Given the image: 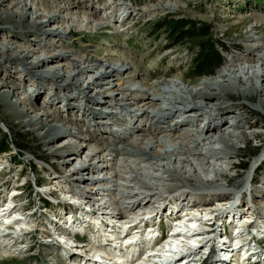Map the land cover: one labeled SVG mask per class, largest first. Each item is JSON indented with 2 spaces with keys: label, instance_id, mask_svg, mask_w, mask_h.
Here are the masks:
<instances>
[{
  "label": "rangeland",
  "instance_id": "1",
  "mask_svg": "<svg viewBox=\"0 0 264 264\" xmlns=\"http://www.w3.org/2000/svg\"><path fill=\"white\" fill-rule=\"evenodd\" d=\"M74 1L77 6L72 5ZM74 1L0 0V16L5 19L0 22V52L6 51L9 46V53L20 58L17 62H11L6 59L7 56H3V52L0 53V146L8 147L6 152L0 154V180L11 181L0 205L5 196L11 198L15 195V187L24 185L23 189L17 190L16 198L18 209H22L21 212L28 210L26 215L29 218L23 226L28 229L33 224L29 230L33 231L36 227L40 231L28 230L30 236H24V241L19 243H13L6 237L11 256H0V264H81V258H73L76 251L68 250L66 257L69 259H64L59 248L48 244L53 238L45 236L46 232L43 231L48 230L49 226H57V223L50 220L45 225L44 221L49 218L43 212L32 214L41 205L40 198H47V194L35 189L38 181L44 184L40 188L42 192L56 190L54 193L57 197H48L53 201L50 207L52 212L47 210L52 214V219L55 218L54 213L62 214L60 209H54L55 203L60 201H77L87 209H96L94 213H86V220L70 225L71 230L79 228L82 231L84 228L92 232L87 243L90 247L81 256H86L87 261L93 260L91 250L99 243V236L105 228L125 233L124 226L132 224L131 217L134 216L120 219L114 217L113 213L130 212L138 202H142L143 209H137L141 216L135 221H141V224L136 225L133 221L136 226L131 228V235L127 231L128 236L141 233L146 237L148 230L141 229L144 222L151 226L149 231H152L155 228L153 225L160 221L162 228H169L180 216L189 213L195 215L190 211L191 203H188L192 199H200L205 193L217 196L228 194L222 198L228 201L227 204L213 201L209 205H213V209L197 211V219L201 218L202 221L195 225L210 230L206 232L209 238L222 236L225 228L229 235V231L237 227L236 224L250 221H254V224L243 229L237 227V232H242L245 238H249L252 231L257 232L256 237L264 235V210H258L254 204L257 200L264 204V106L261 105L264 103V92H261L264 90V0ZM53 17L56 19L48 22ZM164 21L168 27L156 32L157 26ZM179 21L185 22L187 27L191 26L187 22H192L196 29L201 27L209 34L203 35L198 31L192 39L169 47L173 43V35L168 31L172 25L182 24ZM32 22H36L40 32L22 29ZM53 32L56 34H51ZM206 39L223 46V64L212 75L197 78L192 70L194 52L197 51L195 46ZM29 50L32 51L30 54ZM31 64L39 68L33 70ZM31 70H44L48 79L44 81L38 74L29 75ZM106 73L112 75L104 76ZM58 74L62 76L59 80ZM75 76L76 80L72 82ZM223 77L230 82H223ZM71 83L72 89L57 94V89ZM217 83L225 85L231 94H239V98L234 97V102H224L225 107L232 109V114L224 118L227 124L223 129L230 136L218 132L207 141L203 133L207 120L197 127L196 118L190 116V119H185L182 112L175 114L181 117L178 121H171L170 118L159 123L164 112L191 105L186 101L180 102V99L191 98L203 90L205 84ZM79 95L78 102L72 105ZM83 96H89L101 105V110H97L98 119L87 113L84 106L80 107L84 103ZM151 101H154V105L148 104ZM13 104L27 116L22 119L13 117L14 110L9 107ZM31 104L35 109H31ZM239 105H244V111L237 109ZM145 109L147 113L142 115ZM196 110L197 113L218 116L212 104ZM48 113L61 116L50 122V126L58 124L63 132L71 128L79 138L64 136L48 145L52 137L42 139L43 129L27 125L29 120L38 122ZM246 121L258 122V125L249 128ZM239 122L241 125L236 126ZM255 133H259L260 137H254ZM87 134L95 136L89 147L84 146L83 141ZM244 135L248 137L247 143L243 141ZM221 137L228 138L226 143L218 141ZM125 138L138 145L142 143L144 148H150L152 144V152L182 154L177 159L151 161L139 152H124L123 147L127 144ZM70 140L76 142L75 166L91 165L95 169L94 178L98 186L108 191L95 195L91 185L93 173H84L85 183L89 185L79 188L76 182L74 184L72 167H65L63 175H57L52 170L50 165L57 162L53 152L62 149ZM109 140L112 141L108 150L102 149L101 143ZM15 145L24 150H17ZM188 150H192L193 154H184ZM251 150L256 152L255 156L250 154ZM257 160L258 165H254ZM241 164L247 165L245 171L240 169ZM253 165L255 168L251 179L254 181L251 185L248 171ZM145 185L149 187L142 188ZM72 189L89 192L96 197L95 202L86 204L83 196L71 193ZM130 192H134L135 198L129 195ZM147 195L152 196L150 202L149 199L144 200ZM174 198L179 201L175 202ZM100 205L104 208L99 211ZM175 208L179 211H175ZM226 208L227 212L222 210ZM171 211H174L173 215L169 214ZM150 212L154 213L152 217L147 216ZM206 212H213L212 218L216 219L206 220ZM68 218L70 220L71 216ZM103 220L108 221L109 225L100 229L97 225L101 222L105 224ZM91 222L95 223L96 228H92ZM155 230L151 235L156 234ZM215 241L217 239L211 241L210 245ZM107 242H110V246L114 245L111 241ZM144 242L140 240L142 246L139 249L143 251L146 248ZM77 243H80L78 246L84 245ZM218 243L216 247L223 246L226 252H230L226 250L231 247L230 244ZM258 243L264 248L262 240ZM28 244L33 245L31 251L26 250ZM65 245L72 247V242L69 240ZM110 246L103 249L111 253ZM3 248V242H0V252L5 251L6 247ZM98 248L101 249L99 245ZM105 251L101 254L104 255ZM203 251H206L205 248ZM203 251L194 254V259L201 262ZM119 255L122 256V253ZM262 258L256 264H264ZM135 263L147 264V261ZM204 264H215L214 259L208 258ZM229 264L247 263H237L236 256Z\"/></svg>",
  "mask_w": 264,
  "mask_h": 264
},
{
  "label": "bare ground",
  "instance_id": "2",
  "mask_svg": "<svg viewBox=\"0 0 264 264\" xmlns=\"http://www.w3.org/2000/svg\"><path fill=\"white\" fill-rule=\"evenodd\" d=\"M72 1H74V0H72ZM72 5L73 6H77V3L74 1L72 3ZM17 15H18V13H17ZM18 16H20V14ZM55 17L50 18L48 22H51L52 20L56 19ZM4 21H5V19H3L0 16V22H4ZM29 25L30 26H23L22 29L24 31L32 30V31H35V32H40L41 29L36 24V22H32ZM51 34H56V32H53ZM10 50H11L10 47L7 46L6 47V51H4V52L1 51V52H3V56H7V58H6L7 60H9L11 62H17V61H19L20 58L19 57H15L11 53H9ZM31 52L32 51L29 50V54ZM36 68L38 69L39 67L36 66V65H34V64H31V69L34 70ZM33 70H31V73H29V75H32V74H35L36 75V74H38L39 77L41 79H43L44 81H46L48 79V76L45 74V72H43L44 70H37V71H33ZM114 73L115 72H112V74H114ZM107 74H111V73H106L104 76H106ZM54 77H56V76H54ZM183 77H184V80H186V76L184 75ZM60 78H62V76H60L58 74L57 79L59 80ZM223 78H225V80H226V81L224 80L223 82H227V83L230 82V80H228V78H226V77H223ZM74 80H76V76L72 79V82H74ZM72 88H73V85L71 83V84L65 86L63 89H59V90L57 89V94L64 93L65 91H68V90H70ZM13 89L15 90L16 87H13ZM39 89L43 90L44 87H39ZM256 92H258V91H256ZM261 92H264V90H261ZM234 97L235 98H239V94L238 93H236L235 95L231 94L229 92V89L225 85H223L221 83H217L215 85L205 84L204 85V89L201 90V91H199L195 95L191 96V98H182V99H180V102H185L186 101V102H188V103L191 104L190 106L185 105V107L183 109H178L176 111L169 110V111L164 112L162 114V116L160 117V119H159V123H164V122H166L170 118H171V121H173V120H177L178 121V119L181 118V117H180V115L179 116H176L175 114L178 113V112H182L181 115L184 116L185 119H190L188 117L194 116L196 118V121H197L196 122V126L197 127H199L198 126L199 123H202V121L207 120V125H204V127H203V133L207 137V138H205V140L210 141V139L213 138V135H215L218 132L223 133V135H229L230 136V133L229 134H226L225 132H223V129H224V126H226V124H227L226 121L224 120V118H226L227 116H230L232 114V111H231L232 109H229L228 107H225L224 106V102H225V100L226 101L234 102V99H235ZM79 99H80V95L77 97V99L74 101V103L72 105H74L75 103H77ZM83 100H84V103H81L80 102L81 103L80 104V107L84 106L85 109H87V113H90V115L94 119H98L97 110H101V105H98L96 103V101L93 98H90L89 96H83L82 97V101ZM153 102L154 101H151L148 104L154 105ZM145 103H147V102H145ZM210 104L214 105V110H215V112L217 113L218 116H214L212 114L205 115L204 113H199V112L197 113L196 112L197 111L196 109L200 108L201 106H207V105H210ZM53 105H55V103H53ZM261 105L264 106V103H262ZM9 107L12 110H14V112L12 114L13 117H17L19 119H22V118H25L27 116L24 112L20 111L16 107V104L10 105ZM31 109H35V106L33 104H31ZM237 109L240 110V111H242V110L244 111L245 107H244V105H239V106H237ZM194 110H196V111H194ZM146 113H147V109H145L142 112V115H144ZM60 117L61 116L59 114H57V113H54V114H49L48 113L47 117L41 118V120L38 121V122H35L32 119L29 120V122L27 123V125L30 126V127H32V128L35 127V126H39L41 129H43L44 134L42 136V139L43 138L52 137L51 138V141L49 143H47L48 145H52L56 140H58L59 138L64 137V136H69V137H72V138H79L78 134L75 131H72L71 128L70 129H67L65 132H63L62 131V127L61 126H57L58 124L55 125V126H53V127L50 126V122H54L55 120H58ZM50 120H52V121H50ZM97 124L100 125V122H97ZM245 124L249 128H255V127H257L258 122L251 123V122L246 121ZM238 125H241V123L239 122V123L236 124V126H238ZM186 132L189 133V131H186ZM253 136L254 137H260V134L259 133H255ZM94 140H95V136L90 135V134H87L83 138L84 146L89 147L91 145L90 142H92ZM125 140H127V139L125 138ZM227 140H228V138L221 137L218 141L226 143ZM111 141L112 140L105 141V142L101 143V145L103 147L102 149L108 150V145L110 144ZM243 141H244V143H247L248 142V137L244 135L243 136ZM126 142H127V144L123 147V151L124 152H126V151L127 152H139L143 157H145V158H147L148 160H151V161L152 160H156V159H157V161H160V160H162L164 158H167V159L169 158L171 160L173 157L175 159H177V158H180V156L182 154V153L175 154L176 152L173 155H170L168 153L160 154L157 151H153L152 152V150H154V146H152V144H151V147L150 148H149V146H148V148H144L141 145L142 143H140L138 145L134 141L133 142H130V141L128 142V140H127ZM156 143H158V141H156ZM75 145H76V142L73 141V140H70L66 145H64V147L62 149H60L57 152H53V155L57 159V162L50 165L52 167V170L57 175H63L65 173V167H67V166L72 167V172H73L72 175L74 176V179H75L74 184L76 182V184H77V186L79 188H82L84 186L86 187L87 185H89L88 183H85L86 182V177H85L84 173H87V174L88 173H91V174L93 173V175H92L93 178H92V184L91 185L93 187L92 188V191L94 192V190H95V195H100L101 192L108 191V189L107 190H104L103 188H101V186H98V184H97L98 181L94 178V176H96V174H94L95 173V169H93L91 165H85V166H79V167L75 166V163H76V159L74 157V155L76 154ZM129 147L130 148L132 147L130 149V151H129ZM65 154H67V158L65 157ZM184 154H193V151L192 150L191 151L188 150ZM102 155H104V154H102ZM261 157H259L258 160H260ZM99 158H100V156H99ZM188 158H191V157L189 156ZM97 175H100V174L98 173ZM69 184H72L73 185L72 181H69ZM189 184L192 185L190 181H189ZM10 185H11V181L3 182L2 180H0V200L3 199L4 192H6V190L8 188H10ZM23 186H21V187H23ZM21 187H15L14 188L16 190V192H14L15 195H17L16 193H17V190H19L18 188H21ZM145 187L147 188L149 186L148 185H145L142 188H145ZM64 189L67 190L66 188H64ZM71 193L77 194L79 196L80 195L83 196L84 197L83 201H85L86 204L95 202L94 200H95L96 197H93L92 195H90L89 192L88 193H82V192H77L75 189H72L71 190ZM133 194H134V192H130L129 193L130 196H133L135 198V196ZM227 196H228V194H220V195L217 196V195H212V194L205 193V194H203L201 196L200 199L195 198V199L190 200L189 203H188V204L191 203L189 205L190 207H192L190 211L194 212L195 215H193L192 213L186 214L185 215L186 217H191L190 215H193L191 217L192 220H187V222L184 221V220H182V221H180V223L182 224V226L176 225L174 228L178 232L179 231H181L182 233L187 232V234H191L196 229H198V232H197L198 234L196 233L193 237H192V235H191V237H189V236L181 235L180 233H178V235L177 236H173V238H171L172 239L171 242L167 244V246L170 248L169 251H166L165 248L163 247V245L159 246L160 248H154L153 247V242L154 241H153V238H151V237L154 234L151 235V233L152 232L154 233V230H152V231H146L147 234H148L146 237H144L143 235H141V233H138V234H134L132 236H128L127 238H122L123 235L125 234L123 231L117 230V232H113V231L109 230L108 228H105L103 230V232L101 233V235L99 236L100 237V240H99V243L97 244V245H99L101 247V249L100 248L97 249V245H96V247L91 250L93 252V254L95 253L94 255L92 254V256H91V258L93 260H95V262L93 260H89V261L85 260V257L86 256L84 258H82V259L85 260V263L86 264H109V262H111V261H116L119 264H124V263L126 264L127 262H130L129 264H136L135 262H138V261L139 262L142 261L143 263L144 262L146 263V261H147V264H164L163 261L165 259L168 261V263L177 264L178 261L173 262V260H174V258L176 256H178V254H180L182 252H185V251H187L190 248L192 249V247H195L197 243L202 244L200 242V240L204 239L206 236H208L207 238H209V236H210V235H207V233L205 232L206 231L204 229L205 227L204 228H199V227L197 228V226L195 225V224L198 223V221H202L201 218H200L201 220L200 219H197V216H198L197 211H199L200 209L201 210H206L207 208L208 209H213V207H212L213 205L212 206H209L210 203L213 202V201H218L219 200V202H223V203L225 202L227 204L228 201L226 202V200L224 201L222 199V198L227 197ZM255 197H257V196H255ZM134 198H131V199H134ZM7 199H8V197L5 196L4 201L7 200ZM13 199L15 200L16 197H14ZM146 199H149V202H150L151 199H152V196L150 197V195H147L144 200H146ZM174 201L175 202H178L179 200L178 199L175 200V198H174ZM263 201H264V198H263ZM223 203L221 205H223ZM104 204H106V203H104ZM254 204L258 206V208H257L258 210H262V209L264 210V204H263V202L257 200L256 202H254ZM18 205L19 204H17L16 208H18ZM141 207H142V202H138L137 204H135V205L132 206V208L130 209V212H127L128 214L126 212H120V213L114 212L113 215H114V217L117 216L120 219H126V218H129L131 216H134V217H131L132 224H129V225L124 226V228L126 229L129 226H133L134 225L133 224V221H135V220H137V219L140 218L141 215H138L139 212H138L137 209L138 208L140 209ZM103 208H104V206L101 208V205H100L98 210L99 211L100 210H103ZM141 209H143V208H141ZM227 209L228 208L222 209V210H224V211L227 212L228 211ZM3 210H4L3 212H6L5 209H3ZM177 210L178 209L175 208V211H177ZM219 210H216V211H219ZM93 211L96 212V209H94ZM184 211H186V209ZM20 212L21 211L15 212L14 215H16L17 213L19 214ZM105 212L106 211H103L104 214H106ZM153 212H155V213L158 214L157 211H153ZM153 212H150L149 215H147V216L152 217V215L154 214ZM173 212L171 211L170 213L172 214ZM206 213H207V215H205L204 217L207 218V216H208V218L206 220H210V218H212V216H213V212H206ZM143 214H145V213H143ZM200 215H201V213H200ZM71 216H75V214L74 213H71ZM28 218L29 217L27 215L26 219L28 220ZM213 218H212V220H213ZM214 219H216V218H214ZM82 220H86V218L83 217L81 219V221ZM69 221L70 222L72 221V217L70 218ZM194 222H196V223H194ZM246 223L249 224V222H246ZM246 223L245 224H242V223L237 224V227H239L238 229H243L244 227L246 228L247 225H248ZM15 224H17L16 227H17L18 231H14L15 232L14 238L17 237V235L20 234V233L21 234H23L24 232L27 233L28 230H29V228L31 229L34 226L33 224L32 225L30 224L28 226L29 228L27 229L26 227L23 226V224H25V222L18 223V221H17ZM135 224L136 225L141 224V221L139 223H137V221H135ZM146 224H147V222H146ZM97 226H98V228L103 229L104 228L103 226H105V224L101 222V224L98 223ZM4 228H5V225L4 224H0V242H3L4 248L6 247V249H5L4 252H0V256H5L6 257V256H11L10 255V252H9V249H11V248L9 247L10 244L8 243V241H6L7 239H6L5 235H2V233H3L2 230ZM49 228H50V226H49ZM56 228H57V226H56ZM60 229L61 228H57V230L59 232L63 233L62 235H67V231H64L63 229L60 230ZM69 229H71L70 226H69ZM107 229L109 230L108 231L109 233L106 232ZM43 232H46L44 234L56 235L55 234L56 231L54 232L52 230H46L45 229ZM128 232H129V235H131L132 234V229H130ZM199 232H201V233H199ZM202 236H203V238H201ZM245 236L242 235V232H240L238 235L235 236V238H234L235 240L233 241V246H235L236 248H233V251H239L240 248H237V247H240L241 244L244 243V241L248 239V238H245ZM69 240H71V239L69 238ZM107 240L113 242L114 245L110 246L109 244H106ZM140 240H145V242L143 243V245L146 247L144 249V251L142 250V248H141V250L139 249L142 246L141 243H140ZM47 241H49V240H47ZM14 242H17V239L14 240ZM192 243L193 244L196 243V244L193 245ZM190 244H192V246H190ZM81 246H84V248H81L80 247L81 249L79 251L80 252H83L84 254L87 252V250H88L87 248L90 247L89 245H81ZM104 246L105 247L106 246L107 247H109V246L112 247L111 253H109L110 251H105L103 249ZM118 249L121 250V251L118 252ZM103 251H105L104 255L101 254V253H103ZM76 252H78L77 249H76ZM137 252L139 254H142V257L140 259L136 260L135 262H132L131 263L132 255L134 253H137ZM244 252H246V250ZM120 253H122V256L119 255ZM234 254H235V256H237V253H234ZM75 257L78 258L77 255L73 256V258H75ZM123 258L125 260L123 262H121V260ZM243 259H244V257L241 258V261H243ZM256 263L257 262H256V259H255V261L253 262V264H256Z\"/></svg>",
  "mask_w": 264,
  "mask_h": 264
},
{
  "label": "trees",
  "instance_id": "3",
  "mask_svg": "<svg viewBox=\"0 0 264 264\" xmlns=\"http://www.w3.org/2000/svg\"><path fill=\"white\" fill-rule=\"evenodd\" d=\"M178 23H182V24L172 25L168 31L170 34L173 35L172 37L173 43L169 47L175 46L184 40L192 39L193 37H195L194 33L198 31L201 32L203 35L209 34L205 30L204 32L203 28L201 29V27L199 29H196V27L194 26L192 22H187L192 27L191 26L187 27L186 23L183 21L182 22L179 21ZM167 27H168V24L166 22L160 23L157 26L155 31L157 32L161 29H166ZM195 47L197 48V51L194 52V57L192 60V70H193V74L197 78H203V77L210 76L222 66L223 64L222 52L224 51L222 45L217 44L213 40L206 39L198 43ZM6 147L7 146H3V144L2 146H0V154L7 151L8 147L7 148ZM16 149L19 151L24 150L23 147H19V146L18 147L16 146ZM250 154L255 156L256 152L254 150H251ZM246 168H247L246 164H241L240 169L245 171Z\"/></svg>",
  "mask_w": 264,
  "mask_h": 264
}]
</instances>
